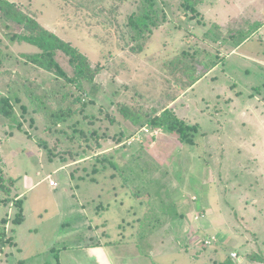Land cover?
Here are the masks:
<instances>
[{
  "label": "rangeland",
  "instance_id": "obj_1",
  "mask_svg": "<svg viewBox=\"0 0 264 264\" xmlns=\"http://www.w3.org/2000/svg\"><path fill=\"white\" fill-rule=\"evenodd\" d=\"M8 1L104 69L100 92L86 85L83 94L78 121L88 135L58 133L52 113L69 88L26 64L37 47L11 43L1 22L0 48L11 57L0 98H10L23 132L0 115V220L10 217L0 264H58L59 251L96 242L118 264H264V0H158L165 20L140 46L122 32L142 0ZM188 50L203 55L182 72L214 68L181 93L183 78L166 64ZM124 105L170 108L196 125L195 144L164 132L133 140L140 129L123 119ZM124 127L131 137L120 141Z\"/></svg>",
  "mask_w": 264,
  "mask_h": 264
},
{
  "label": "trees",
  "instance_id": "obj_2",
  "mask_svg": "<svg viewBox=\"0 0 264 264\" xmlns=\"http://www.w3.org/2000/svg\"><path fill=\"white\" fill-rule=\"evenodd\" d=\"M185 1L184 5L186 7H191V2L189 0ZM141 3L139 10L133 12L128 17V21L122 32L139 46L141 42L149 39L154 32L158 31L165 20V13L160 7L158 0H142ZM13 23L22 28L20 33H14L11 27ZM0 24L3 29L5 28V31H8L6 35L11 43H27L37 47L38 52L28 53L22 56L26 64L53 75L56 79L63 81V85L66 88H69L70 92L64 93L60 100L62 106L52 113V121H54L52 127L59 130L58 133L65 134L66 136H68L72 130L74 134H79V138L82 136L86 137L88 135V130L85 131L81 128L78 121L80 114L88 107V103L84 100L83 94L85 93L86 85L91 86L90 92L92 94L100 92L97 84H95V78L101 74L104 66L92 64L90 59L81 53L78 48L62 40L54 32L44 28L36 18L31 16L30 13L23 11L21 6L15 2L0 0ZM242 40L243 42H238L236 44V48L240 47L246 41V39ZM60 55H63L64 59H66L69 70L59 61L58 58ZM201 55H203V53L199 50L193 52L189 50L182 51L178 57L166 64V69L169 70L172 76L183 78L178 81L180 84L176 82L181 93H184L187 89L193 88L214 68L213 66L205 67V69H202L200 72H198L196 67L185 69V72L180 70L182 68H187V66H185L186 64H198L197 60ZM10 57V54L3 52L0 48V77L5 75L6 61L9 60ZM136 110L139 109L127 105L119 107L123 119L126 122H130L134 128L140 129L139 131L137 130L138 132L145 127H149L152 130L160 129L164 133L175 135L182 144H195V135L197 133L196 125L188 124L180 119L170 108L166 109L163 113L152 111L140 114L139 112L137 113ZM142 111L144 110L142 109ZM0 115L5 117L6 122L9 124H15L18 131L23 132V124L20 123L15 106L8 96H2L0 98ZM24 133L27 134V132ZM12 135L13 134H11V136ZM124 137H131L129 129L125 127L123 128L120 141ZM42 143H44V141H42ZM112 165L113 167L117 166V164L113 162ZM141 170L146 172L145 168ZM2 178L3 176L0 175V190H5L1 184L3 182ZM10 182L14 183L13 180ZM16 205L22 210L20 201L16 202ZM174 214L176 219L183 216L177 211ZM9 221L10 218L0 220V252L4 245L9 243L6 230ZM220 264L236 263L229 261Z\"/></svg>",
  "mask_w": 264,
  "mask_h": 264
},
{
  "label": "crops",
  "instance_id": "obj_3",
  "mask_svg": "<svg viewBox=\"0 0 264 264\" xmlns=\"http://www.w3.org/2000/svg\"><path fill=\"white\" fill-rule=\"evenodd\" d=\"M47 179L49 180V183H50V181H52V178H51L50 175H47L46 180ZM31 184H32V182H30L28 185H31ZM37 184L38 183L33 184L30 188L35 187ZM50 187L56 188L57 185L55 187L50 185ZM110 191H112V190H110ZM73 196H75V195L72 192L71 193V198H70L69 201H71ZM21 197H23V194H21L19 197H16L15 201H17V202L20 201L19 199ZM64 197H65V195L63 193H60V194L57 195L56 198L57 199H62ZM58 201H60V200H58ZM63 203H65V202H63ZM14 204H11L10 206L14 207L15 206ZM12 207H10V208H12ZM27 209L29 210L28 207H27ZM94 214H95V216H99L101 219L103 218V213H102V217H101L100 213H98V215H96V212H94ZM8 218H10V217H8ZM83 218H84L83 216H80V217L77 216L75 218V220L76 221H80ZM107 220L108 219H106L105 222H107ZM81 223H82L83 226H85L87 224L86 222H81ZM62 224L64 225V223H62ZM175 225H177V224L174 223V226ZM9 226H10V221L7 224V228H9ZM171 228H174V227L171 225ZM69 230H70V228H69ZM63 231L66 232L67 229L64 228ZM172 231H173V229H172ZM175 236H177V235H175ZM58 238H56V240ZM56 240H54L52 243L51 242L48 243L49 244L48 245V249H50V246L53 245ZM175 241H176V250L178 249V247H183L184 244L181 243L182 240H180V238H179V241L177 239ZM48 249H46V250L43 249L45 251H41V250L37 251V253L35 255H33V257L36 258L37 256H39L40 252H46L47 253ZM0 255H1V253H0ZM29 259H30L29 257H24V259L21 260V262L25 261V263H28ZM208 259H210V258H208ZM57 260H58V264H88L87 261H92L95 264H118V263L113 261V259L110 257L109 253L107 252V250L105 248V245H103V243H101V242H96V243H93V244L90 243V244H87V246H83V244H82V245H76V246L74 245V246L66 247V249H63V252L59 251ZM222 262H225L224 258L221 259L220 261H215L214 264H220ZM122 264H125V263H122Z\"/></svg>",
  "mask_w": 264,
  "mask_h": 264
},
{
  "label": "built area",
  "instance_id": "obj_4",
  "mask_svg": "<svg viewBox=\"0 0 264 264\" xmlns=\"http://www.w3.org/2000/svg\"><path fill=\"white\" fill-rule=\"evenodd\" d=\"M161 133H162V130H160V129H156V130L153 129L152 130L149 127H145L140 132H138V134H136L134 136L133 140H141L142 137H145V134L146 135H149L151 137H157ZM50 185L53 186V187H55L56 186V183L52 180V181H50Z\"/></svg>",
  "mask_w": 264,
  "mask_h": 264
},
{
  "label": "clouds",
  "instance_id": "obj_5",
  "mask_svg": "<svg viewBox=\"0 0 264 264\" xmlns=\"http://www.w3.org/2000/svg\"><path fill=\"white\" fill-rule=\"evenodd\" d=\"M162 133H163V131H162ZM154 138V137H153Z\"/></svg>",
  "mask_w": 264,
  "mask_h": 264
}]
</instances>
